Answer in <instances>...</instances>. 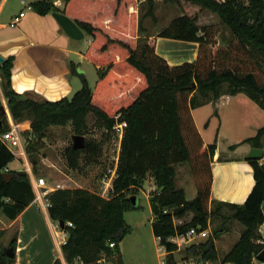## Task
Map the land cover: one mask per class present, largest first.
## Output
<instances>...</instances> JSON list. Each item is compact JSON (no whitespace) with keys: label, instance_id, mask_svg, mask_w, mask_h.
I'll return each mask as SVG.
<instances>
[{"label":"trees","instance_id":"1","mask_svg":"<svg viewBox=\"0 0 264 264\" xmlns=\"http://www.w3.org/2000/svg\"><path fill=\"white\" fill-rule=\"evenodd\" d=\"M188 1L217 14L229 30L225 44L219 45L218 25H198L195 18L184 13L171 19L158 36L196 42L192 61L171 65L155 52L154 39L137 37L142 29L135 0H63L61 12L89 36L84 55L97 68L94 87L91 89L81 77L82 86L70 99L49 101L18 94L10 87L12 57L0 64V87L12 118H30L29 130L21 133L27 155L41 148L49 125L69 122L76 134H84L88 112L105 130H112L117 122L124 124L116 176L107 196L78 187L45 195L49 218L64 223L66 238L61 251L66 264H124L116 251L131 230L124 213L138 208L129 198L138 194L148 178L155 185L148 191L151 229L167 251L176 249L168 237L190 227L207 228L215 216L223 219L221 226L211 230L208 238L186 245L183 255L211 262L252 264L264 247L258 242L259 226L264 222V163L247 159L254 184L242 204L211 202V161L216 145L203 142L190 112L191 107L215 101L223 94L237 93L264 109V0ZM143 4L150 14L155 0H144ZM29 5L41 15L59 10L51 0H34ZM0 119L5 126L1 100ZM263 138L264 124L242 142L261 148ZM99 144L87 141L79 149L68 145V165L77 168L80 153L96 156ZM13 159V153L0 141V214L8 219H14L35 198L26 171L12 170V177L4 180L2 173ZM181 163L188 164L196 189L189 200L175 184L176 165ZM174 218L182 222L175 224ZM230 219L242 230L231 248L217 259L214 239ZM15 241L13 236L8 244L13 252ZM109 242L114 247H109ZM5 249L0 244V264H13L14 257H9ZM167 260L173 264L172 253ZM52 264L61 262L57 258Z\"/></svg>","mask_w":264,"mask_h":264},{"label":"crops","instance_id":"2","mask_svg":"<svg viewBox=\"0 0 264 264\" xmlns=\"http://www.w3.org/2000/svg\"><path fill=\"white\" fill-rule=\"evenodd\" d=\"M8 1L0 0V55L4 60L12 57L11 89L18 94H28L49 101H57L65 97L70 99L81 88V77L86 79L88 86L92 89L94 86L91 87L89 81L94 79L95 84L97 68L85 57L81 43L85 37L88 42L89 36L82 31L81 39L75 40L69 37L52 16V11L41 15L34 10H26L24 16L11 26V19L34 0H29L27 4L23 0L18 1L20 5L17 6V9H8ZM52 2L59 9L57 12H61L63 0ZM143 3L144 0H135L137 17L138 8ZM158 32L147 36L149 39L155 40V52L158 55L171 65L192 61L195 48L197 53L196 42L160 37ZM137 37H145V35L137 32ZM93 74L96 78H92ZM0 100L3 109L8 110L1 87ZM214 110L216 114H214ZM190 112L203 142L205 144L215 142L216 145L211 161L210 201L242 204L254 184L252 167L247 161V154L253 146L242 142V140L254 135L256 130L264 124V109L245 94L237 93L230 96L223 94L215 101L191 107ZM245 130H247L246 134ZM261 149L263 152L258 161L264 163V138ZM21 159L25 163V171L34 191L33 172L25 155ZM9 164L10 162L7 164V168ZM11 169L18 170L15 167ZM145 184L148 186L147 191L144 187ZM175 184L184 190L186 199L194 198L196 189L187 163L176 165ZM153 188H155L153 180L148 178L136 195L140 200L139 193H145L150 214L148 191ZM187 192L190 193V198L186 197ZM129 211L124 213V219L131 227L126 220ZM0 216L3 220V227H0V231L5 230V234L12 227L15 228L10 235V237L15 236L16 238L13 264H52L57 258L61 264H66L61 251V244L65 241L66 234L49 218L47 207L36 196L14 219H8L2 214ZM151 221L152 214L149 219L150 229ZM173 221L178 224L182 222V219L174 218ZM44 227L46 232L48 231L45 238L46 246L39 248V229ZM207 229L211 233L210 222ZM241 230L242 226L235 220L230 219L225 223L224 230L214 239L217 259L222 257L236 242ZM259 233L261 238L258 242L264 245V222L259 226ZM151 234L154 244H157L156 254L159 258L158 264H160L162 255L158 250V238L153 235L152 229ZM127 235L117 245L116 251L121 255L124 264H144L141 255H137L140 245L133 241L129 244L125 243ZM184 247L180 246L174 250L172 254L176 259L183 255L181 250ZM207 264L231 263L207 261Z\"/></svg>","mask_w":264,"mask_h":264},{"label":"rangeland","instance_id":"3","mask_svg":"<svg viewBox=\"0 0 264 264\" xmlns=\"http://www.w3.org/2000/svg\"><path fill=\"white\" fill-rule=\"evenodd\" d=\"M18 1L20 0H9L7 8L17 9V6L20 5ZM23 1L27 4L29 0ZM146 12L147 5L141 4L138 8V17L142 32H139V34L144 33L145 36L154 34L162 29L163 26L172 18L184 13L195 18V22L198 25H218L220 29V33L217 37L219 45H224L229 37L228 28L221 22L217 14L213 13L209 9L199 6L198 4L191 3L188 0H179L178 3H164L161 0H155L152 12L150 14H147ZM85 39L86 37L81 41L82 49L84 48V51L90 42V39L88 42ZM195 55L196 48L193 59L195 58ZM262 67L264 69V63L262 64ZM92 78H96L94 74L92 75ZM89 85L91 87L94 86V79H90ZM12 119L14 125L20 133L29 130V117L24 116L19 120H15L14 118ZM86 123V130L84 131V134H82L84 142L94 141L96 143H100V152L91 158L84 153H80L77 168H72L68 165L65 155L66 147L72 144V135L76 134L69 122L66 125L54 124L47 126L45 137L42 139V143L40 144L41 148L38 152L33 155H27L25 153L26 161L28 162L32 172L33 169H35L33 172L34 178L43 177L45 179L46 187H42L39 190L41 193H44V195L54 191L51 188L55 183L64 181H69V188H85L98 193L102 190V180L106 175L107 168L113 165L118 154V138L114 135L112 130L108 131L100 126V123L97 122L95 115L91 112H88L86 115ZM246 133L247 130H245V134ZM21 136L23 138V134H21ZM31 139L34 140V136H31ZM15 157L16 156H14V160L10 162L6 172L12 171V167L21 171L26 170L24 161L21 158L19 159L18 157ZM144 187L147 191V184H145ZM190 196V193L187 192L186 197L190 198ZM139 197L140 200H137L138 208L129 211L126 215V220L131 225L132 231L126 236L125 243L129 244L132 243V241L135 243L138 242L140 247L137 251V255H141V259L145 262L144 264H158L159 258H157L156 254L157 244L155 245L151 238L152 234L149 223L151 214L147 205L145 193H139ZM221 223H223V219L221 217H212L210 221L211 230L218 229L221 226ZM0 227H3V220L1 216ZM14 229L15 228L12 227L10 231L5 234V230H2V234L0 235L1 247H9L8 244L10 238L12 237H10V235L13 233ZM47 232L45 227L39 229V248H44L46 246L45 238L47 237ZM218 236L219 234L216 238ZM182 251L183 249L181 250V253Z\"/></svg>","mask_w":264,"mask_h":264},{"label":"built area","instance_id":"4","mask_svg":"<svg viewBox=\"0 0 264 264\" xmlns=\"http://www.w3.org/2000/svg\"><path fill=\"white\" fill-rule=\"evenodd\" d=\"M26 10H31V6L28 4L24 7L23 10H21L17 15H15L11 21L10 25H15L21 17L24 16ZM4 117H5V126L3 125L1 119H0V141L13 153L16 157H24L25 155V140H23L21 133L18 131L16 126L14 125L12 116L10 112L7 109H3ZM123 123H116L112 127V131L115 136H117V146H118V154L117 157L110 167L107 168L106 175L102 180L103 187L102 190L99 192L102 196H107L112 185V181L114 177L116 176V168L118 164V155H119V149H120V142L123 135ZM34 186H35V196L39 201H42L43 205L45 207L48 206V202L45 198L44 193H41L39 190L42 187H46L45 179L43 177L33 178ZM70 187L69 181L64 182H57L53 185L51 188L52 190L56 189H66ZM165 212V210H164ZM69 226H71V223H68ZM56 226L58 227V223H56ZM210 231L207 228H199V227H190L188 228L184 233H175L174 235L167 238L168 241L171 243H174L176 245V248L180 246H186L191 243H197L199 241H202L208 236H210ZM109 247H114L113 242H109ZM158 250L160 252L161 260L160 264H169L167 260V255L169 253H173L174 251L170 252L167 251L164 245H161L159 243L158 238ZM173 264H207V261L205 260H198L192 255H182L178 259L174 257ZM252 264H264V261L258 260L256 257L252 260Z\"/></svg>","mask_w":264,"mask_h":264},{"label":"water","instance_id":"5","mask_svg":"<svg viewBox=\"0 0 264 264\" xmlns=\"http://www.w3.org/2000/svg\"><path fill=\"white\" fill-rule=\"evenodd\" d=\"M52 16L54 17V19L56 20L58 25L61 27V29L69 37H71L72 39H75V40L81 39L83 37L82 30L66 14H64L62 12L53 11ZM3 61H4V58L0 55V64ZM71 139H72L71 145H72L73 149H79V148H82L84 146V137L82 135L74 134V135H72ZM262 152L263 151L261 148L252 147L247 154V158L258 160L261 157ZM2 176H3L4 180L7 181L10 177H12V173L5 171L2 173ZM129 199H130L131 204L133 206L137 205L138 199H137L136 195H131ZM263 210H264V204H263ZM57 223H58V227L63 230V228H64L63 221H58ZM5 253L11 258L14 257L13 248L11 246H9L5 249ZM256 258L260 261H264V247L257 254Z\"/></svg>","mask_w":264,"mask_h":264}]
</instances>
